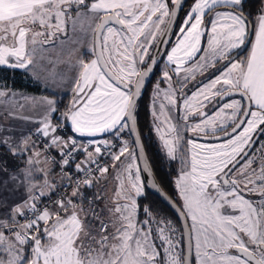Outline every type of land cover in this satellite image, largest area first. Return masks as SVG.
<instances>
[{
    "label": "snow or ice",
    "instance_id": "obj_1",
    "mask_svg": "<svg viewBox=\"0 0 264 264\" xmlns=\"http://www.w3.org/2000/svg\"><path fill=\"white\" fill-rule=\"evenodd\" d=\"M185 2L0 0V66L24 70L37 82L44 79L36 71L37 55L44 59V53L67 43L61 37L67 35L69 22L74 31L77 21L87 18L92 36L85 53L89 59L81 56L75 64L68 61L69 70H75L70 104L60 111L56 99H42L44 116L36 134L46 138L43 151L34 142L29 144L30 136L18 143L11 136H0V147L24 158V166L14 170L0 161V189L10 196L19 194L11 204L8 198L0 199V264H264V144L253 149L254 136H264V8L257 16L255 41L245 60H234L232 52L248 36L246 0H195L178 26L176 45L165 53L174 65L173 73H184L182 86L194 80L197 72L203 74L227 62L218 69L219 75L191 95H183L182 119L187 121L189 114L201 118L190 128L178 127L165 115L166 107L178 108L180 103L168 71L163 77L169 88L156 86V97L162 102L158 115L153 101L154 121L161 115L165 118L155 131L171 160L181 150L184 130L199 134L218 129L227 137L210 145L186 141L189 148L174 181L178 203L158 186L139 136L137 103L157 64L149 50L163 44ZM221 4L232 10L214 12ZM206 13H213L210 28L204 27ZM206 31L211 35L202 48ZM237 94L240 100L231 99L216 108L217 100ZM15 95L0 89V99ZM210 104L211 114L202 110ZM68 125L73 134H107L116 143L104 139L89 141L85 147L74 135L57 134ZM126 130L136 133L131 146L123 139ZM51 151L59 157L61 181L66 182L62 186L49 179L47 165L56 159L43 153ZM105 152L111 165L100 163ZM80 153L85 158L78 161ZM117 162L114 207L107 209L110 215L105 220L100 215L104 209L97 210L95 203L102 199L100 193L88 197L83 189L106 179ZM142 173L153 177L151 188L175 209L179 227L147 207L143 209L146 218H138L137 198L146 196ZM68 187L71 191L65 192ZM53 193L58 196L55 200ZM45 198L48 203H42ZM85 216L99 227L86 222ZM82 237L88 238L87 243Z\"/></svg>",
    "mask_w": 264,
    "mask_h": 264
},
{
    "label": "rangeland",
    "instance_id": "obj_2",
    "mask_svg": "<svg viewBox=\"0 0 264 264\" xmlns=\"http://www.w3.org/2000/svg\"><path fill=\"white\" fill-rule=\"evenodd\" d=\"M194 2H190L189 5L185 8V11L182 13L177 26H179L180 22L184 19L185 12H188L189 9L194 5ZM225 6L224 5L218 6L217 9H225ZM220 7H222V8H220ZM73 15H75V14L73 13ZM205 23H206V25L204 27L207 28L209 21L207 20ZM206 33H207V31L205 32V34L203 36L204 38H202V40H201V46H203L202 48L207 47V46H205L206 43L204 44V42L206 41V37H207ZM179 37H180V33H179L178 27H177L173 43L170 45L167 53H170L171 48L176 45L177 39ZM61 38L67 40V43L65 45H63L60 48H56L54 51L44 53V57H45L44 59H40V54H38L34 63H36V65H37L36 71L39 73V75L41 77L44 78L41 81H42V83L46 89L52 91L53 93H55L59 97L65 95V94H70L72 99H73L72 84L68 85V82L70 79V74L72 72H75V70H72V71L69 70L68 61L70 60L71 63L75 64L76 61L81 56H83V58L85 60L89 59V56L85 55V53L88 52L89 42L91 41L92 36H91V30L89 28V21L87 20V18L82 19V21H77L76 28L74 31L72 30L71 23L69 22L67 35L62 36ZM153 48H154V46H153ZM153 48L149 50L150 55H151ZM49 58H51V60H52L51 63L48 62ZM185 66L187 67L188 65H185ZM173 67H174V65H170L168 63L167 57L165 55V57L163 59V64L161 66V76L152 85L153 86V88H152V101L150 102V110L152 113V125L154 128V134L156 136L157 142L160 145L162 152L166 156L167 161L169 163L177 164V168L180 171V169L183 167V164L181 162V157L185 155V153L187 152V150L189 148V145H187L186 141L194 139V140H196V142H198L200 144H209L210 145V144L221 143V142H223V140H225L227 138L217 139V140L213 139L210 141L202 139V137L215 138V137L223 134L218 129L215 133H212V131L210 129H206L205 132H201L199 134L194 133L190 130H184L181 133L183 139L180 141L181 150H179L177 153V159L171 160L167 156L166 150L164 149V146H163V143L159 139L158 133L155 131V125L157 123H160L161 121H163L165 117L163 115H161V116H159V120H156V121H154V117H153V111H154L153 101L154 100L156 101L155 111L157 112L158 115H159V104L162 102L161 98L156 97V86H157V84H159V87L161 90H167L169 88V81L164 79L163 72L168 71L169 74L172 76V80L170 83H171L172 89L175 90V94H176V97L178 98V101L180 102L178 108H167L166 107L165 115L171 116V123H175L180 128H185V127L190 128L192 125L199 123L200 119H201L198 115H195V114H189L187 121H184L182 119V117L184 115V108H183V104H182L183 95H185V94L191 95L192 92L196 91L197 88L200 87L199 85L197 86V84L207 83L206 75H208L207 77H212L213 74H215L217 72V70L215 68L208 70V71H205L201 75L199 72H197L194 80L187 82L186 86H182L184 83L183 82L184 73L181 72L180 76L175 75L172 71ZM45 81H47V83H45ZM175 81H176V83H174ZM162 95H163V93H161V97H162ZM49 99H51V98H49ZM52 99H54V98H52ZM231 99L240 100L241 97L239 95H234L232 97L226 98L225 102H228ZM219 101H223V100H217L215 102V106L217 105L216 108H218L220 106ZM202 110L211 114L214 111L213 105L210 104V105H208L207 108H204ZM164 128H166V125H164L161 130L163 131ZM229 131H230V129H229ZM35 132H37V129L34 130V133ZM198 137H200V138H198ZM123 139L128 140L129 144L131 146V143H132L131 138H129L128 136H123ZM33 140H34V143L37 145V143L34 139V135H33ZM33 140L29 141V144L33 143ZM100 140H102V139H100ZM261 144H264V140H262L260 142V144L258 145L256 150H258L260 148ZM37 150H41L38 145H37ZM122 161H124L125 163L127 162L124 157H122ZM50 164L52 165V163H50ZM119 166H120V164H119V162H117V168L116 169H113L110 167L111 172L107 173L106 179H100V180H104L101 183L102 187H98L95 190V193L99 192L100 195L102 196V199L97 200L95 203L98 206L99 210L104 209V211L100 212V215L105 220H108L109 215H110L108 213L107 209L114 207V205L112 203V198H113V195H114V193L118 187L115 176H116L117 170L119 169ZM255 166L256 165H253V167H255ZM43 167H44V165H43ZM139 198L140 197H138L137 200ZM121 202H123V201H121ZM140 214H141V211L139 209L138 218L140 220H143L146 218L145 214H144V210L142 211V215H144V218L143 217L140 218ZM154 215H156L158 217H162V216L157 215L155 213H154ZM84 218H85L86 222L91 221L93 225H95L96 227H99L98 222L95 220H92L91 216H85ZM177 227H179L178 224H177ZM111 230L112 229H109V231H111ZM82 239L85 241V243H87V239H88L87 237H82ZM157 243H159V241H157Z\"/></svg>",
    "mask_w": 264,
    "mask_h": 264
},
{
    "label": "trees",
    "instance_id": "obj_3",
    "mask_svg": "<svg viewBox=\"0 0 264 264\" xmlns=\"http://www.w3.org/2000/svg\"><path fill=\"white\" fill-rule=\"evenodd\" d=\"M194 1L195 0H190L188 4L185 6V8L189 5L190 2H194ZM185 8L183 12L185 11ZM262 8H264V0H246L245 5H244V16L247 18L248 29H250L251 27L254 31L256 23H257V16L260 13V10ZM225 9L232 10L229 6H225ZM174 37H173V40H174ZM173 40H172V43H173ZM155 47L156 45H154V48L151 52V56L153 55ZM249 49H250V45L247 48V50L238 57V59L245 57L247 53L249 52ZM162 64H163V61L159 69L156 72L153 83L156 82L158 78L161 76ZM198 85L200 86V84H197V86ZM0 87H4L6 89L14 90V91H21V92L29 93V94L53 97L58 101L60 111H63L64 108L67 105H69L72 100V97L70 94H66V95L59 97L56 94L52 93L51 91L46 90L40 83L35 81L29 74L25 73V71H22V70H11L8 68L0 67ZM150 94H151V91H150V88H148L144 92L140 101L138 102L137 110H136V119L138 120V125H139V129L141 132V136H142L148 157L152 164L153 170L159 181V184L162 187V189L178 203L174 181L179 174V169L177 168V164L169 163L167 161L166 156L162 152L160 145L157 142L156 136L154 134V128L152 125V113L150 110V98H151ZM52 120H53V123H57L58 122L57 116H53ZM64 128L68 131L69 134L73 135V133L70 131V125ZM58 133L59 135L63 136V128L58 129ZM124 136H128L129 138H131L129 131L127 130ZM222 136H223L222 138L216 137L214 138V140L227 138L226 136H224V134H222ZM89 139L97 140L96 138H89ZM101 139H107L109 141L114 140L113 137L107 134L102 136ZM131 141H132V138H131ZM257 147H258V142L255 148ZM82 156L83 154L80 155L79 157L80 160ZM0 161H6L7 166L10 170H14L17 167L24 166L23 157H13L11 154H9L6 151L4 147H0ZM111 163H112V160L109 159L108 165H110ZM53 167H54V172L58 173L56 166L53 165ZM110 172L111 170L109 168L108 173ZM103 181L104 180H99V183L96 184L93 188L83 189V191L85 192V195L88 197H92L95 193V190L98 187H102L101 183ZM145 192H146V196H142L138 199V203L140 205V211H141L140 218L142 217L144 218V215H142V211L145 207H147L151 209L153 213L157 215H160L162 217H165V216L168 217L172 221L176 222V224H178L179 226V221L177 220L175 215L160 201V199L156 197L155 195H153L152 193H150L146 187H145ZM84 207L85 208L88 207L87 201H85Z\"/></svg>",
    "mask_w": 264,
    "mask_h": 264
},
{
    "label": "crops",
    "instance_id": "obj_4",
    "mask_svg": "<svg viewBox=\"0 0 264 264\" xmlns=\"http://www.w3.org/2000/svg\"><path fill=\"white\" fill-rule=\"evenodd\" d=\"M218 6H223V4L218 5ZM218 6L214 9V12L231 11L229 9H217ZM212 18H213V13H206V15L204 17V26L206 25L205 22L208 20L209 23L207 25V28H210V21L212 20ZM257 29H258V20H257L256 26H255V29L253 31V38H252V41L250 43L249 52L247 53V55L245 57H243L241 59L237 58L236 61L237 60L238 61L245 60L247 58V56L249 55V53L251 51V45L255 41V31ZM247 32H249L248 26H247ZM206 35H207L206 41L204 42V44L206 43L205 46H207V39L211 35L210 31H207ZM202 38H204V37H202ZM90 42H89V45H90ZM245 42H246V40H245ZM244 44L242 46H240L239 48L234 49L233 52H232V55L237 53L239 50H241L243 48ZM201 47H203V46H201ZM225 62L226 61H221L219 64L216 65L215 69L217 70V72L215 74H213L212 77H207L208 75H206V78H208V79H206L207 82L209 80H211L212 78H214L216 75H219L218 69L222 68L223 64H225ZM0 67H2V66H0ZM3 68H6V67H3ZM211 69H213V68H210L208 70H211ZM22 71H24V70H22ZM74 75H75V72H72L70 74V79H69L68 85L72 84V78L74 77ZM38 83H40L44 87L42 81H40ZM201 85H203V84H200V86ZM0 89L6 90V91H10V92H13V93L16 94L14 99L11 98V97H5L3 99H0V136H3V137L11 136L12 140L14 142H17V143L22 138H24L26 136H30V140L29 141H32L33 140V135H34L33 134L34 130L35 129L38 130L40 127H42V124L39 123L43 119V116H44V109H43V106H42V99L44 97L52 99L53 97L29 94V93H24V92H21V91L9 90V89H6L4 87H0ZM46 90H48V89H46ZM48 91H50V90H48ZM25 97H27L28 99H25ZM9 113H11V115ZM57 134L59 135L58 132H57ZM73 135L76 136V137H81V138H96L97 140H100L102 138V136H104V135H101V136H96V137H88V136H80L79 134H73ZM102 140H104V139H102ZM33 142H34V140H33ZM29 155H30V153H29ZM84 158L85 157H84V154H83V156L81 157V160H83ZM41 167H43V165H41ZM47 167L51 169V171L49 173V179L53 183H56V184L62 186V181L60 179L59 174L54 172L53 164L51 165L49 163ZM8 188L9 189L12 188V184L11 183L8 185ZM58 189H59V187H58ZM3 198H8V202L11 204V203H14L17 199H19V194H12L10 196L8 191L0 189V199H3Z\"/></svg>",
    "mask_w": 264,
    "mask_h": 264
},
{
    "label": "water",
    "instance_id": "obj_5",
    "mask_svg": "<svg viewBox=\"0 0 264 264\" xmlns=\"http://www.w3.org/2000/svg\"><path fill=\"white\" fill-rule=\"evenodd\" d=\"M190 0H186V2H185V6L188 4V2H189ZM185 6H184V8H185ZM182 13H183V11L182 12H180L179 13V18L175 21V23H174V25L173 26H171L170 28H169V30H168V34H167V36L166 37H164V42H163V44H159V45H156V47H155V50H154V52H153V57L156 59V61H157V64L155 65V66H153V73L148 77V79L145 81V83H144V85H143V87H142V90H141V96L139 97V99H138V102L140 101V99L142 98V96H143V94H144V92L146 91V89L149 87V85L152 83V81H153V79H154V77H155V74H156V72H157V70L159 69V67H160V65H161V63H162V61H163V59H164V57H165V53H167V51H168V49H169V47H170V45H171V43H172V40H173V37H174V35H175V31H176V29H177V25H178V22H179V20H180V17H181V15H182ZM252 38H253V29L250 27V29H249V32H248V37H247V39H246V42H245V44H244V46H243V48L241 49V50H239L237 53H235L233 56H232V58L234 59V60H236L240 55H242L246 50H247V48L249 47V45H250V43H251V41H252ZM225 63H227V62H225ZM238 95V94H237ZM226 98H228V97H226ZM137 105H138V103H137ZM137 129H138V132H139V136H140V139H141V141H142V143H143V145H144V142H143V139H142V136H141V132H140V129H139V125H138V120H137ZM129 134H130V136H131V138H132V141L134 140V138H135V136H136V133H134V132H130L129 131ZM223 136H220V138H222ZM216 138V137H215ZM207 140H213L214 138H212V137H208V138H206ZM258 139H259V135L258 136H256L255 138H254V141H256V143H257V141H258ZM256 143L253 145V149H254V147H255V145H256ZM144 148H145V145H144ZM145 152H146V155H147V159H148V161H149V164H150V168H151V171H152V173H154V179L156 180V182H157V184H158V186L162 189V187L160 186V184H159V181H158V179H157V177H156V175H155V172H154V170H153V167H152V164H151V162H150V159H149V157H148V154H147V151H146V148H145ZM140 163L141 164H143V161H140ZM142 178L146 181V188H147V190L150 192V193H152L153 195H155L156 197H158L159 199H160V201L175 215V217L177 218V213H176V211H175V209L169 204V202L167 201V200H165L155 189H153V188H151V183H152V179H153V177H147L145 174H143L142 173ZM162 191H163V193L164 194H166L168 197H170L171 198V200L172 201H174V202H176L170 195H168L163 189H162ZM177 203V202H176ZM180 223V222H179Z\"/></svg>",
    "mask_w": 264,
    "mask_h": 264
},
{
    "label": "built area",
    "instance_id": "obj_6",
    "mask_svg": "<svg viewBox=\"0 0 264 264\" xmlns=\"http://www.w3.org/2000/svg\"><path fill=\"white\" fill-rule=\"evenodd\" d=\"M36 133H37V132L34 133V139H35L37 145H38V146L40 147V149L43 151V144H44V141H45L46 138H44V137H42V136H38ZM61 136H62V135H61ZM63 136H72V134H69L68 131H67L65 128H63ZM75 138L77 139V141H78L79 144H83L85 147H88V145H89V141H100V140H93V139H89V138H79V137H76V136H75ZM110 142H112V143H116L115 140L110 141ZM117 146H119V145H117ZM91 150H92V149L89 147V151H91ZM102 151H103V150H102ZM43 154H44V155H51V156L55 157L56 162H53L52 164L56 166V168H57V170H58V174H59V176H60V174H61V168H60L59 163H58V161H59V157L57 156L56 152H55V151H51L50 153L45 152V153H43ZM81 154H83V153H80V154L77 155V160H78V161L80 160L79 157H80ZM109 159H110V157H109V156L107 155V153L105 152L103 158H102L101 161H100V163H101V164H108ZM60 179H61V177H60ZM64 183H66V182L62 181V185H63ZM57 191L59 192V191H60V188H59ZM64 191H65V192H70V191H71V188L68 187V188H66ZM57 198H58L57 194H56V193H53V195H52V199L55 200V199H57ZM42 203H48L47 199L45 198V199L42 201ZM96 208H97V210H99L97 205H96Z\"/></svg>",
    "mask_w": 264,
    "mask_h": 264
},
{
    "label": "flooded vegetation",
    "instance_id": "obj_7",
    "mask_svg": "<svg viewBox=\"0 0 264 264\" xmlns=\"http://www.w3.org/2000/svg\"><path fill=\"white\" fill-rule=\"evenodd\" d=\"M156 75V74H155ZM154 80V79H153ZM174 83H176V81L174 82ZM154 83H153V81H152V83L149 85V87L148 88H150V91H151V94H150V96H151V98H150V102L152 101V88H153V85ZM147 88V89H148ZM146 89V90H147ZM225 102V99L223 100V101H219V105L220 104H222V103H224ZM220 136H222V134L221 135H219V136H217V137H220ZM256 136H254V138H255ZM198 138H200V137H198ZM206 138H208V137H202V139H205V140H207ZM262 140H264V136H259V139H258V145L260 144V142L262 141ZM208 141H210V140H208ZM257 144V143H256ZM256 146V145H255ZM257 148H255L254 147V150H256ZM251 154V153H250Z\"/></svg>",
    "mask_w": 264,
    "mask_h": 264
}]
</instances>
